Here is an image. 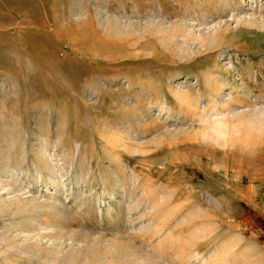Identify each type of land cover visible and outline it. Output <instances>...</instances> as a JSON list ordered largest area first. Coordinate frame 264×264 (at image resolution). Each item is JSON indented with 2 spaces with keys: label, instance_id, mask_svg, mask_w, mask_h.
I'll return each mask as SVG.
<instances>
[{
  "label": "rangeland",
  "instance_id": "obj_1",
  "mask_svg": "<svg viewBox=\"0 0 264 264\" xmlns=\"http://www.w3.org/2000/svg\"><path fill=\"white\" fill-rule=\"evenodd\" d=\"M0 264H264V0H0Z\"/></svg>",
  "mask_w": 264,
  "mask_h": 264
},
{
  "label": "bare ground",
  "instance_id": "obj_2",
  "mask_svg": "<svg viewBox=\"0 0 264 264\" xmlns=\"http://www.w3.org/2000/svg\"><path fill=\"white\" fill-rule=\"evenodd\" d=\"M198 256H199V255H198ZM198 256H197V257H198Z\"/></svg>",
  "mask_w": 264,
  "mask_h": 264
}]
</instances>
